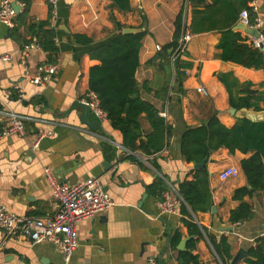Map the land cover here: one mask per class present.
<instances>
[{"label":"crops","instance_id":"0c3cea01","mask_svg":"<svg viewBox=\"0 0 264 264\" xmlns=\"http://www.w3.org/2000/svg\"><path fill=\"white\" fill-rule=\"evenodd\" d=\"M186 2L131 0L133 10L124 13L112 0H56L55 4L32 0L27 22L49 20L56 32L59 53L53 63L49 62V52L41 48L37 37L30 35L25 25L20 26V32L30 41L28 44L34 43L36 47L26 49L27 43L22 46L10 35L11 28L0 21V123L10 124L7 114L15 112L23 117L26 128V136L0 138V203L19 215L52 216L57 202L44 175L45 167L62 182L71 184L97 178L116 202L113 208L79 223V245L73 252L72 264H179V250L171 247L168 234L179 229L182 239L191 236L181 220V209L176 214H160L159 200L147 186L162 177L169 185L164 195L180 200L178 183L194 179L195 167L181 155L183 133L204 124L213 112H217L224 125L233 127L241 111L232 112L231 94L242 96L241 89L248 85L252 90L264 91L263 68H248L221 57L218 43L222 28L199 26L198 32L191 30L190 2L184 27L191 35L190 41L180 53L169 51L170 59L156 58L172 40L175 19L184 4L186 13ZM211 3L212 0H206L198 7L205 9ZM254 4L258 7L255 19H261L260 31L264 33V0H249L251 8ZM237 15L233 29L249 44L252 34L246 29H236L243 23L241 11ZM114 19L126 28L138 29L144 24L140 29L149 31L140 51L136 78L143 86L142 97L155 104L172 127L171 135L167 130L168 147L158 158L160 170L153 167L148 157L125 148L121 132L109 120L99 121L92 111L89 118L97 120L98 126L92 128L81 120L85 110L79 103L92 91L90 68L101 63L90 51L119 32ZM74 34L87 35L93 42L77 43ZM4 56L8 60H3ZM177 56L192 64L185 68L181 84L176 81L174 69ZM51 64L57 69L46 83L31 82L41 68ZM199 87L205 88L208 95L198 92ZM249 112L264 119L261 117L264 112L244 113ZM143 122L148 129L147 121ZM42 132L52 135L41 139L39 147L33 149L32 143ZM252 154L239 149L231 153L225 147L211 152L207 167L217 210L195 213V221L206 227L208 233L217 239L227 237L233 257L240 248L249 252L256 239L264 236V191L244 198L253 205L251 219L230 222L231 211L241 203L234 199L235 190L248 185L241 161ZM228 166L239 168L240 174L222 180L220 173ZM194 254L201 264H230L232 260L225 262L227 257L224 261L219 256L206 234L197 241ZM248 257L238 264H252ZM0 264H64V261L50 241L32 245L18 236H6L0 229Z\"/></svg>","mask_w":264,"mask_h":264},{"label":"trees","instance_id":"16d2710c","mask_svg":"<svg viewBox=\"0 0 264 264\" xmlns=\"http://www.w3.org/2000/svg\"><path fill=\"white\" fill-rule=\"evenodd\" d=\"M25 3L22 11L17 15L15 27L11 28L10 35L15 37L22 46L29 43L20 32V26L25 25L30 35L37 37L41 48L49 52V62H55L59 53V47L55 43L56 32L50 27L49 20H40L28 23L32 0H18ZM121 12L133 10L131 0H112ZM206 0H189L193 6V21L191 30L198 32L210 26L222 28V36L218 43L221 49V57L225 60L237 62L248 68L264 69V49L255 48L241 37L240 32L233 29L239 11L248 10L251 24L255 20V12L248 5L249 0H212L205 9L198 6ZM239 4V5H238ZM185 4L175 19V31L172 40L165 44L157 57L170 59L169 51L182 52L181 38L186 33L184 29ZM115 20V19H114ZM223 21V22H222ZM211 24V25H210ZM119 32L109 38L105 43L90 51L93 58L100 60L99 65L90 68L89 88L94 91L101 107L107 112L109 121L114 129L121 132L122 145L133 153L149 158L154 168L160 170L158 161L164 151L168 135H171L172 127L167 125L166 118L160 115L159 108L142 97L143 86L136 78L140 66V51L144 39L149 33L147 29L137 32L124 33L126 28L121 22L115 20ZM144 24L140 25L142 28ZM73 39L77 43L91 44L92 38L87 35L74 34ZM27 43V44H28ZM154 60V59H152ZM192 64L183 61L180 57L174 60L176 81L182 83L185 77V68ZM171 81L167 82L169 87ZM240 91L242 96H230V104L241 111L236 124L233 127L224 125L217 112L211 113L208 120L199 127H190L182 135L180 152L182 157L194 165L206 159L200 168H193L194 179H185L178 183L177 190L185 203L181 208V220L187 226L189 234L193 237L188 241L186 250L178 251L179 264H201L198 256L194 254L197 241L209 237L216 252L228 262L232 259V247L225 235L219 239L208 233L206 227L195 221V213L208 211L212 205V191L207 167L208 157L211 152L225 147L231 153L242 150L244 153L253 154L241 161L242 169L247 177L248 185L235 190L234 199L241 203L231 211L230 222L242 223L254 216L253 205L245 201V197L252 198L255 193L264 191V119L253 120L244 112L254 110L264 112V91H255L250 85L243 86ZM145 115V117H143ZM143 119L149 124L145 127ZM7 126L0 123V133ZM161 157V156H160ZM148 191L158 200L164 199V193L169 191L168 183L157 177L149 186ZM170 245L178 250L182 240V233L176 229L168 234ZM248 260L252 264H264V236L255 241V245L249 248Z\"/></svg>","mask_w":264,"mask_h":264},{"label":"built area","instance_id":"2783aa9c","mask_svg":"<svg viewBox=\"0 0 264 264\" xmlns=\"http://www.w3.org/2000/svg\"><path fill=\"white\" fill-rule=\"evenodd\" d=\"M49 1L52 4L56 2V0ZM14 2V0H1L0 3V21L9 28L16 25V17L25 6L23 2H17L21 7L20 12H18L14 7ZM252 8L254 12L258 11L256 4ZM249 16L248 10L241 11L242 22L246 26L260 31L262 26L261 19L259 17L256 18L253 25H251ZM190 39L191 35L185 33L181 40L182 45L184 46ZM248 42L255 48L264 49V33L260 31L257 36H250ZM31 47H36V45L30 43L25 46L26 49ZM158 49H160V46H158ZM3 60H8V56H4ZM56 69L57 66L54 64L41 68L40 74L31 79V82L34 84L46 83L56 72ZM197 91L208 95V91L203 87H199ZM80 103L90 107L99 121L105 122L109 120L107 112L101 107L100 100L94 91H89ZM7 115L11 122L0 133V138L14 134L26 136L23 117L15 112H9ZM48 135H52V133L42 132L38 139L32 143V148L37 149L41 139ZM239 174V168L228 166L220 173V178L227 180L236 178ZM44 175L51 186L52 196L57 202L56 212L52 216L47 217L19 215L11 211L5 204L0 203V229L6 236H18L32 245L42 241H50L62 254L64 264H72L73 252L79 245V223L113 208L116 202L104 190L102 183L97 178L72 184L62 182L48 167L44 168ZM184 202L183 198L173 200L168 194H165L164 199L158 202L160 214H176L180 211Z\"/></svg>","mask_w":264,"mask_h":264},{"label":"water","instance_id":"95a60500","mask_svg":"<svg viewBox=\"0 0 264 264\" xmlns=\"http://www.w3.org/2000/svg\"><path fill=\"white\" fill-rule=\"evenodd\" d=\"M188 5H189V1L187 0L184 27L186 26V15H187V10H188ZM14 7L18 12H20L21 7L17 2H14ZM236 29H243V30L246 29L249 33H251L252 35H256V36L260 34V31H258L257 29H254V28H251V29L249 27L247 28L244 23H240L239 25H237ZM139 30H140V28H138V29L137 28H124L123 32L124 33H132V32H137ZM170 53L172 54V50H170ZM79 104H81V103H79ZM81 106L84 107V110H85V113L81 116L82 122L89 125L92 128H95L96 126H98L99 122L97 120L93 121L89 118V113L91 112L90 107L83 105V104H81ZM232 112L235 113L236 108L232 107ZM246 114H247V116H249L253 120L260 118L257 115H254L253 113H250V112L246 113ZM261 117L264 118V116H261ZM167 147H168V145L166 144V148ZM179 148H181V145H179ZM30 155H31V153H30ZM205 161H206V159H204L200 163L196 164L195 165L196 169L202 167L204 165ZM174 184H176V182ZM216 210H217V208L214 204V200H212V207H211L210 211L216 212ZM230 229H231V227H230ZM192 237L193 236L191 235L189 237L182 239L178 245V250H180V251L186 250L187 243ZM248 256H249L248 250L245 248H240L239 251L232 258L230 264H238L241 260H243L244 258H246Z\"/></svg>","mask_w":264,"mask_h":264}]
</instances>
